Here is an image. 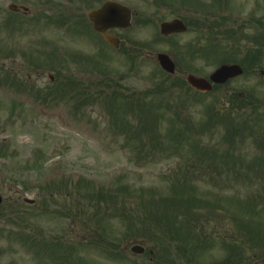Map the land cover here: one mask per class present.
I'll list each match as a JSON object with an SVG mask.
<instances>
[{
	"label": "rangeland",
	"instance_id": "obj_1",
	"mask_svg": "<svg viewBox=\"0 0 264 264\" xmlns=\"http://www.w3.org/2000/svg\"><path fill=\"white\" fill-rule=\"evenodd\" d=\"M43 1L0 0V264H154L163 250L177 256L186 234L205 251L202 264L232 249L238 264H264V23L239 9L250 3L115 0L135 12L130 30L113 32L123 45L115 51L85 21L103 0L55 1L54 16L65 9L82 32L64 19L52 26ZM10 4L30 15L16 17ZM194 4L215 11L197 14ZM215 13L243 28L200 21ZM176 18L189 32L162 38L159 25ZM158 53L179 65L177 79L168 81ZM255 61L210 95L171 88L192 70L208 77L223 62ZM56 88L57 98L38 101ZM253 92L261 107L240 113L234 95ZM134 244L146 253L134 256Z\"/></svg>",
	"mask_w": 264,
	"mask_h": 264
},
{
	"label": "water",
	"instance_id": "obj_2",
	"mask_svg": "<svg viewBox=\"0 0 264 264\" xmlns=\"http://www.w3.org/2000/svg\"><path fill=\"white\" fill-rule=\"evenodd\" d=\"M11 9H16L14 6L10 7ZM130 12L125 9L123 6L109 2L104 8L98 12L90 14V19L95 23V29L101 32L112 46L118 47L119 41L112 38L107 34V30L110 28H127L130 26ZM186 28L181 21H173L171 23H164L161 26V33L164 36H168L171 33H182L185 32ZM158 60L163 69L172 73L174 71V65L166 55H158ZM241 74L240 68L224 66L219 69L216 73L211 76V80L214 83H224L227 79L235 77ZM189 83L202 91H210L212 89L211 85L204 79H198L193 76L188 78ZM2 203V197L0 196V204ZM133 252L141 254L144 252V249L135 246L133 247ZM258 264V263H257Z\"/></svg>",
	"mask_w": 264,
	"mask_h": 264
},
{
	"label": "flooded vegetation",
	"instance_id": "obj_3",
	"mask_svg": "<svg viewBox=\"0 0 264 264\" xmlns=\"http://www.w3.org/2000/svg\"><path fill=\"white\" fill-rule=\"evenodd\" d=\"M251 1L253 3L252 9H251V13H250L251 16H252L254 13H258L259 12V10H260V7H259L260 3H259L258 0H251ZM261 3H262V0H261ZM229 21H231V20L230 19H225L224 23L227 24V23H229ZM247 21H249V20H247ZM259 21H260V23L262 22L261 19H259ZM259 21H258V23H259ZM259 38H260V35H257L255 39L256 40H259ZM262 75H263V85H264V71L262 72Z\"/></svg>",
	"mask_w": 264,
	"mask_h": 264
},
{
	"label": "trees",
	"instance_id": "obj_4",
	"mask_svg": "<svg viewBox=\"0 0 264 264\" xmlns=\"http://www.w3.org/2000/svg\"><path fill=\"white\" fill-rule=\"evenodd\" d=\"M110 198V200L113 202L114 201V198L112 197V196H110L109 197ZM93 209H95V208H93ZM169 225H171V226H173L172 224H169ZM254 240H256V239H259L260 237H258V238H255V237H252Z\"/></svg>",
	"mask_w": 264,
	"mask_h": 264
}]
</instances>
